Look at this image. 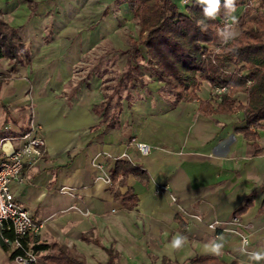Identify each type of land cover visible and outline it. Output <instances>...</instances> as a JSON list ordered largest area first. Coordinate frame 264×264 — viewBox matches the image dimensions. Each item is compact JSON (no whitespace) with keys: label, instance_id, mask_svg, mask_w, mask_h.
Instances as JSON below:
<instances>
[{"label":"crops","instance_id":"0c3cea01","mask_svg":"<svg viewBox=\"0 0 264 264\" xmlns=\"http://www.w3.org/2000/svg\"><path fill=\"white\" fill-rule=\"evenodd\" d=\"M132 18L123 0H0V21L23 53L19 63L0 57V161L27 130L31 108L46 142L45 156L10 184L40 226L30 245L56 247L37 252V264L60 247L83 264H189L196 256L253 264L238 235L208 225L238 217L251 226L249 251L264 250V130L247 140L238 132L243 112L205 114L157 80L106 99L100 79L115 57L99 47L125 50L126 64L130 39L116 34ZM212 88L201 84L198 99L218 103ZM232 100L245 105L247 96ZM177 232L187 243L167 249ZM217 237L223 254H204ZM9 255L0 244V264H18Z\"/></svg>","mask_w":264,"mask_h":264},{"label":"trees","instance_id":"16d2710c","mask_svg":"<svg viewBox=\"0 0 264 264\" xmlns=\"http://www.w3.org/2000/svg\"><path fill=\"white\" fill-rule=\"evenodd\" d=\"M264 3V0H261ZM139 26L137 40L130 39L127 53V68L119 85L129 82V88L136 86L135 80L141 83L143 75L138 65L144 60L149 64L150 76L164 83V89L171 86L170 94L175 101L194 102L198 100L199 109L205 114L243 112L245 126L238 132L247 140H255L258 130H264V11L252 6L245 7L238 19V35L220 47L218 53H212L207 45L212 43L223 22L221 15L215 20L204 21L201 7L196 0L185 7L178 5L177 0H123ZM177 2V3H176ZM242 0H236V9L242 6ZM179 8L185 9V13ZM223 13V9L221 11ZM202 24L206 29L201 30ZM12 31L0 21V57H7L14 62H21V47L14 43ZM144 49V53L140 50ZM226 64L235 66L231 75L224 68ZM227 74V75H226ZM208 82L213 88L225 87L218 103L210 100H199L196 93L202 82ZM143 84V83H142ZM169 88V87H168ZM236 93L247 96L245 105L235 106L232 97ZM216 105V107L212 106ZM259 152V150H258ZM111 179V178H110ZM251 199H248L244 210ZM11 237L10 232L5 233ZM1 247L9 252L14 260L18 254L12 251L0 239ZM37 253L56 247L34 245ZM46 264H83L67 254L60 247L55 253L45 258ZM109 264H113L112 260ZM160 264H177L163 260ZM189 264H226L215 257L196 256ZM235 264V263H231Z\"/></svg>","mask_w":264,"mask_h":264},{"label":"built area","instance_id":"2783aa9c","mask_svg":"<svg viewBox=\"0 0 264 264\" xmlns=\"http://www.w3.org/2000/svg\"><path fill=\"white\" fill-rule=\"evenodd\" d=\"M177 2L179 6L185 7L190 5L192 0H188V3H184L183 0H177ZM250 2L251 0H242V11L251 4ZM223 27L224 25L220 29ZM220 45L223 46L224 43ZM225 90V87H217L215 95L218 96ZM30 111L27 130L20 132L17 137L11 138L17 140L18 145L0 161V239L8 248L18 252L14 258L18 264H37L39 260L38 254L28 242V237L37 234L40 226L32 221L30 214L24 208L15 203L10 190L11 183L22 181L24 166L37 164L46 154L45 139L39 134L41 126L34 121L32 108ZM136 146L143 155H147L150 151L146 144L138 143ZM208 227L214 231L235 233L240 237V240L242 236L249 237L248 233L251 228L249 224L243 223L238 217L226 222L214 220ZM6 232H10L11 237L6 236Z\"/></svg>","mask_w":264,"mask_h":264},{"label":"rangeland","instance_id":"374dc122","mask_svg":"<svg viewBox=\"0 0 264 264\" xmlns=\"http://www.w3.org/2000/svg\"><path fill=\"white\" fill-rule=\"evenodd\" d=\"M177 3V2H176ZM251 6L259 11H264V3H262L261 0H251L250 2ZM107 11L109 10V7L106 9ZM105 10V11H106ZM180 12L182 13H185V9H182V8H179ZM238 13L240 14L238 16ZM243 11H242V7H240L238 10H236L235 12V15L237 16V18L239 19V17L242 15ZM221 17H222V23H221V27L223 25H225L226 23H230L231 21L229 19H227L223 13H221ZM236 27V30L237 32L239 33V29H238V26L237 24L235 25ZM219 31V30H218ZM138 32H139V26H138V23L137 21H135L133 18L130 19L129 21H125V24L124 23H120L119 24V27H118V30H117V37L122 41L124 42L125 44H127L128 42V39H131V38H134V39H137L138 38ZM218 33V32H217ZM221 42L218 38V35L216 34V38L215 40L208 44L206 47L207 49L212 52V53H218L220 50V47H222L221 45ZM99 49H102V50H106V51H109V53L113 54L114 55V63H113V68H110L112 72H109V66H107V68L105 67L106 69V73H104L100 79V83H101V88L103 89V94L105 96L106 99H109V96L113 97V100L116 99L117 97V94H118V89L120 91V89L122 87L124 88H128L130 86V83L129 82H123L122 85H119V80L121 79V77H123V72L125 70H128V68H126V64H125V61H123V57L126 55L125 54V50H121L120 48L118 49H114L108 45H105V46H100ZM142 50V53H144V49L143 48H140ZM133 65H138L139 68H140V71L141 73L143 74L141 76V79H142V82L140 83L139 80H135V84L136 86H139L140 84L144 83L145 85H153L155 82H157L156 78H153L150 76V72L148 71V68H149V64L148 62L146 61V59L140 61L139 63L135 64L134 62L132 63ZM235 69V66L233 64H226L225 65V72L228 74V75H231V73L234 71ZM226 74V75H227ZM104 76V77H103ZM159 84H161L163 87H164V83L162 82H158ZM203 85V87L205 86H208V83H206L205 81L201 83ZM169 87V88H168ZM217 88V87H216ZM216 88H212V94L217 98L219 99V96H216ZM166 94L169 95L170 92L169 90H172L171 89V86H167L166 85ZM226 91V90H225ZM224 91V92H225ZM222 92V93H224ZM172 94V93H171ZM170 94V95H171ZM123 97L125 95V92H123L121 90V94ZM173 96V95H171Z\"/></svg>","mask_w":264,"mask_h":264},{"label":"clouds","instance_id":"9594fccd","mask_svg":"<svg viewBox=\"0 0 264 264\" xmlns=\"http://www.w3.org/2000/svg\"><path fill=\"white\" fill-rule=\"evenodd\" d=\"M183 2L188 3V0H183ZM196 2L201 7L204 21L215 20L221 15L222 9L224 16L231 21L230 23H226L217 33L221 43H227L238 35L235 27L238 23V18L235 15L236 0H196ZM206 27V24H202L201 30H205ZM187 240V236L177 232L173 235L171 241L166 245V248L172 251L179 250L187 243ZM249 244V237L242 236L238 251L242 255H246L248 261L253 262V264H260V262L264 261V250L249 251ZM223 249V237H217L209 240L203 245V253L207 255L219 257L223 254Z\"/></svg>","mask_w":264,"mask_h":264}]
</instances>
